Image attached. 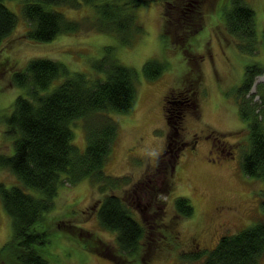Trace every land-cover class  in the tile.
Here are the masks:
<instances>
[{"label":"rangeland","instance_id":"374dc122","mask_svg":"<svg viewBox=\"0 0 264 264\" xmlns=\"http://www.w3.org/2000/svg\"><path fill=\"white\" fill-rule=\"evenodd\" d=\"M225 1L154 0L137 11L146 32L133 46H124L113 35L95 31L62 35L51 43L30 41L26 38L28 24L23 17V4L4 1L17 16L18 26L0 45V155L14 151L13 138L6 135L4 120L23 94L12 85L13 75L24 70L29 61L51 59L64 63L72 71H88L90 61L102 59L106 48L112 47L121 64L138 73L139 96L134 111L110 114L118 123L119 134L105 167L108 175L126 177L128 182L105 194L89 181L74 187L66 185L60 190L54 209L44 222L51 240L44 256L52 264H117L113 258L115 235L100 226L97 216L107 195L122 198L144 226L143 246L149 250L147 264H187L183 254L212 250L222 236L239 233L264 220L260 207L264 182L249 178L241 167L249 132L248 124L241 120L235 95L246 67L256 62L264 64V0H245L257 15L260 42L256 56L240 52L237 40L228 32L220 13ZM191 3L198 6L196 16L201 25V32L194 37L180 24ZM56 10L72 20L94 14L86 5L79 10L60 7ZM167 14L170 16L166 23ZM153 59L167 64V70L150 81L143 68ZM261 83L264 76L256 78L251 94L257 95ZM176 93L178 102L182 96L188 99L184 101L185 107L177 106L184 117L177 137L172 134L171 137L178 144L165 157L166 176L152 175L161 165L166 144L172 141L167 142L171 130L164 119V99ZM254 101L259 103V96ZM72 129L74 144L84 151V122H76ZM195 141L198 143L194 144ZM185 142L188 144L182 145ZM224 148L231 156L221 154L219 150ZM176 150L177 158L173 160ZM17 183L11 172L0 168V184L10 188ZM28 192L36 197L42 195L34 190ZM179 197L187 198L194 207L191 218L178 215L174 204ZM66 226L93 234L99 247L91 250L77 244L78 239L68 233ZM11 237L12 220L0 197V250ZM0 264L7 263L0 261ZM259 264H264V256Z\"/></svg>","mask_w":264,"mask_h":264},{"label":"trees","instance_id":"16d2710c","mask_svg":"<svg viewBox=\"0 0 264 264\" xmlns=\"http://www.w3.org/2000/svg\"><path fill=\"white\" fill-rule=\"evenodd\" d=\"M4 1L0 0V45L18 26L17 16ZM11 1L23 4V17L28 24L26 38L30 41L51 43L62 35L95 31L113 35L124 46H133L146 32L137 11L154 0ZM85 5L91 7L94 14L81 20H72L56 10L59 7L79 10ZM190 5L191 8L184 10L180 24L194 37L201 32V25L196 16L198 6ZM220 13L228 32L238 42L239 51L256 56L260 40L253 7L245 0H226ZM169 16H165L166 23ZM113 53L114 48H106L102 59L90 61L88 71H72L60 61L40 58L29 61L24 70L13 75L12 85L23 94L15 100L10 115L4 120L6 135L13 138L14 151L0 155V168L11 172L18 183L10 188L0 184V197L12 220V237L0 250V261L52 264L44 256L51 244L50 231L44 227V222L64 186L74 187L89 181L105 194L128 182L126 177L108 175L105 167L119 134L118 123L110 114L134 111L139 96L138 73L121 64ZM166 70L167 64L153 59L144 65L143 73L146 79L153 81ZM259 76H264V64L256 62L247 66L235 95L241 120L248 124L249 132L241 167L249 178L264 182V83L258 85L257 95L251 94ZM256 96L259 103L254 101ZM182 99V102L188 100L183 96ZM79 121L84 122V151L74 144L72 126ZM29 190L42 195L36 197ZM174 205L181 218H191L195 213L187 198L179 197ZM260 207L264 213V191ZM97 216L100 226L115 235L113 258L117 264H147L149 250L143 246L146 230L122 198L105 196ZM65 229L84 248L99 247L93 234L76 226ZM262 256L264 220L239 233L222 236L212 250L183 254L182 259L187 264H259Z\"/></svg>","mask_w":264,"mask_h":264},{"label":"flooded vegetation","instance_id":"af4514ba","mask_svg":"<svg viewBox=\"0 0 264 264\" xmlns=\"http://www.w3.org/2000/svg\"><path fill=\"white\" fill-rule=\"evenodd\" d=\"M178 105L179 106L180 105H184V102H182V101H179L178 102L177 101V93L175 95L174 94H170V95L168 94V95H166V97L164 99V103H163V107H164V119H165L166 124L168 125L167 126L168 129L172 131V132L171 131L169 132V135L167 137V142H168L169 139H172L171 134L172 135H175V137H177V130L179 129V125L181 123V120L184 117L181 114V112H179L180 110H177V106ZM196 138L199 139V137L197 135H196ZM206 138H207V140L209 139L208 137H206ZM173 142H174V144H173ZM193 143L196 144V143H198V141H195ZM177 144H178V141L175 140V139H172V141L170 143H167L166 144V148L164 149V151L162 152L161 157H160L161 165L158 166V167H156V169H155V171H154V173L152 175H156L157 173H162L163 177L166 176V169H165L164 164L167 163L166 162L167 159L165 157H166V155H169V153L172 152L173 146L175 147ZM180 144H182V143H180ZM187 144L188 143L185 142L182 145H187ZM213 145H215V144H213ZM219 151L221 152V154H224V155H226L228 157L231 156V152H228L225 148L223 150H219ZM210 154H213V152L210 151ZM174 155L173 154L171 155V158L174 156L173 157L174 158L173 160H175L177 158V150L175 151V154ZM163 170H165V171H163ZM149 181L151 183H154L153 179H150Z\"/></svg>","mask_w":264,"mask_h":264}]
</instances>
